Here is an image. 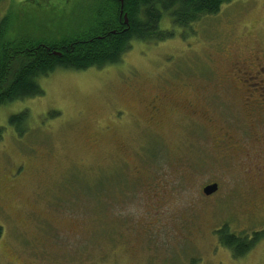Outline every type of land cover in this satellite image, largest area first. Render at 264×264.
I'll return each mask as SVG.
<instances>
[{
  "label": "rangeland",
  "instance_id": "rangeland-1",
  "mask_svg": "<svg viewBox=\"0 0 264 264\" xmlns=\"http://www.w3.org/2000/svg\"><path fill=\"white\" fill-rule=\"evenodd\" d=\"M91 1L3 0L0 21L67 29ZM160 27L173 37L133 42L102 69L57 70L42 96L0 106V264H264V240L234 259L216 234L264 227L250 206L264 119L249 116L239 74L264 66V0ZM23 112L19 135L9 118Z\"/></svg>",
  "mask_w": 264,
  "mask_h": 264
},
{
  "label": "trees",
  "instance_id": "trees-1",
  "mask_svg": "<svg viewBox=\"0 0 264 264\" xmlns=\"http://www.w3.org/2000/svg\"><path fill=\"white\" fill-rule=\"evenodd\" d=\"M233 1L92 0L91 7L79 15L77 25L56 30H39L42 25L30 31L21 25L13 28L17 19L7 15L0 21V106L42 96L39 79L57 70L102 69L119 64L133 42L156 43L172 38L173 32L161 30L163 19L179 29L191 30ZM26 123L27 112L9 118L19 135L25 132ZM2 134L0 128V140ZM216 234L218 243L234 259H240L264 240V227L251 237L230 233L226 225Z\"/></svg>",
  "mask_w": 264,
  "mask_h": 264
},
{
  "label": "flooded vegetation",
  "instance_id": "flooded-vegetation-1",
  "mask_svg": "<svg viewBox=\"0 0 264 264\" xmlns=\"http://www.w3.org/2000/svg\"><path fill=\"white\" fill-rule=\"evenodd\" d=\"M254 58L257 59L258 56H254ZM258 63L259 61L257 60L256 63L250 65L249 68L241 70L239 74L243 75L245 78L249 77L248 82H251L249 86L247 84V86L243 85L245 90L242 92L245 96L244 99L246 108H248L247 106L252 105L251 110L248 108V112H250L249 116H258L264 119V66ZM241 82L243 83L244 81L241 80ZM257 179L258 181L255 193H257L256 195H258L259 199H257L254 195L255 199L252 201L255 203L252 201L250 202L252 212L264 210V178L258 177ZM248 193L250 192L248 191Z\"/></svg>",
  "mask_w": 264,
  "mask_h": 264
},
{
  "label": "water",
  "instance_id": "water-1",
  "mask_svg": "<svg viewBox=\"0 0 264 264\" xmlns=\"http://www.w3.org/2000/svg\"><path fill=\"white\" fill-rule=\"evenodd\" d=\"M123 19H124V24L127 25L128 22H127L126 15L123 16ZM57 54H59V53H57ZM217 190H218L217 184L213 183V184H210V185L205 186L202 189V192H203V194L205 196H210V195L214 194Z\"/></svg>",
  "mask_w": 264,
  "mask_h": 264
}]
</instances>
